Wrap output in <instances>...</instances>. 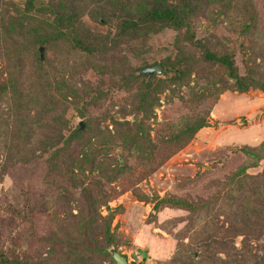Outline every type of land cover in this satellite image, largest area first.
Segmentation results:
<instances>
[{"label":"rangeland","instance_id":"1","mask_svg":"<svg viewBox=\"0 0 264 264\" xmlns=\"http://www.w3.org/2000/svg\"><path fill=\"white\" fill-rule=\"evenodd\" d=\"M25 2L0 0V19L7 16L5 21L10 20L8 24H12L15 17L19 19L20 16L29 31L28 37L33 38L38 36L36 31L43 32L53 24L52 17L49 12L26 11ZM245 3L255 5L253 9L258 18L255 29L244 28L242 24L240 15L244 14ZM2 5L7 9L5 16ZM36 6H41L40 2ZM220 10L214 5L194 19V38L207 37L226 50L233 49L242 71L245 61L251 64L252 51L244 50L249 48L248 38L251 37L255 45H261L259 50L263 51L260 55H264V0H238L233 7L229 6L223 12ZM84 21L91 28L97 27L87 16ZM7 30L10 35L14 31L9 27ZM182 30H179L180 40L176 39V30L170 27L122 43L121 54L124 53L129 66L140 70L164 59L169 63L176 56V42H188L182 37ZM63 39L66 40L67 36ZM41 46L43 59L40 60L39 54V60L44 64L48 60L52 67L43 70L46 72L43 78L52 98L60 101L59 109L67 119L62 128L65 135L72 128L76 129L81 121L93 125L91 134L102 132L109 136L105 130L108 128L115 135L113 119L132 124L142 116L136 112V101L128 97V90L112 85L108 76L94 64L73 75L69 67L76 64V60L72 55L65 65V54ZM41 46L36 45L33 50ZM261 57L256 58L257 65H263ZM171 67L168 75L164 73V67L161 74L154 72V80H168L173 72ZM228 79L224 71L214 76H198L193 72L187 83L168 84L167 81L163 87H157L155 96L158 101L152 106V116L150 114L145 121L149 125L146 129L148 137L140 138L146 140L144 146L150 143L154 149L144 153L140 147L144 153L138 152L141 159L135 150L125 153L121 146H117L109 151L107 160L103 159V164L109 166L105 173L97 155H94L93 165L85 162L79 166L74 162L69 164L68 170L59 171L51 161L53 150L49 149L8 165L0 175V249L15 252L19 260L28 258L48 264H77L74 262L77 256L82 257L86 251H91L94 256L101 255V262L105 264H113L112 258L101 252L103 247L107 251L112 244L131 264H168L184 249L190 250L195 257L198 250L194 251L196 239L193 235L201 228L203 234L211 230L212 220L227 224L223 213L217 218L205 215L204 206H210V201L216 205L227 193L231 194L229 185L232 177L237 178L238 172L240 175V172L253 174L264 170V92L258 88L238 91L232 88V80ZM99 82H102L99 90L106 95L99 97L98 103H87L95 95L87 85ZM132 88L135 86H130V92ZM200 93H203L201 97ZM125 100L128 101L127 107L122 108L120 104ZM55 116L59 117V114ZM176 127L186 129V133L181 145L169 148L165 141L173 138ZM112 139H104L99 145V157L104 158L101 148L110 144ZM90 141L93 143L94 140H84L82 144L89 145ZM80 146L79 141L72 142L68 153L81 158L77 154ZM96 147L93 144L85 150L87 155L92 153L88 158L95 153ZM250 148L262 155L257 164L252 163L250 153L255 151ZM117 157L126 170L112 176L110 170L115 167ZM147 157L152 160L146 163L143 159ZM100 181L102 189L114 196L104 203L92 202L90 211L108 230L109 240L113 242L108 245L97 241L102 238L95 237L98 230L90 224L85 226V221L90 223L91 219L86 211H82L79 202L81 197L94 200ZM172 199H184L186 204L174 205ZM190 203L194 207L201 205V212L190 208ZM107 230L105 235H108ZM242 237L244 233L234 236L237 246H240ZM263 237L264 233L258 239L247 237L253 250L264 240ZM214 250L215 246L210 245L207 251L222 255L221 251Z\"/></svg>","mask_w":264,"mask_h":264},{"label":"trees","instance_id":"2","mask_svg":"<svg viewBox=\"0 0 264 264\" xmlns=\"http://www.w3.org/2000/svg\"><path fill=\"white\" fill-rule=\"evenodd\" d=\"M39 2L41 6H36ZM237 2L238 0H26V11L49 12L53 22L43 32L37 33L35 30L38 36L33 38L28 37L29 31L23 25L24 22L20 16L17 17L19 19L15 17L12 24H8L10 20L5 21L7 9L2 5V13L5 17H3L4 21L0 19V157H2L0 158V175L16 160H26L37 152H45L49 149L53 150L51 161L59 171L68 170L69 164L74 162H77L79 166L85 162L93 165L94 155H97L96 159L103 164V159L107 160L109 151L117 146H121L125 153L135 150L134 152L141 159L139 153L144 154L154 149L150 143L144 146L146 140L143 141L140 138L148 137L146 129L149 125L145 124V121L150 118L152 106L158 101L155 96L156 88L163 87L167 81H169L168 84L187 83L193 72L198 76H214L224 71L232 80L233 89L242 91L247 88H258L264 92V63L263 65L255 63L257 57L264 58V55H260L263 51V49L259 50L261 45L258 43L255 45L252 43L253 39L248 38L249 48L245 47L244 50L252 51L249 58L251 64L245 61L244 69L240 71L233 49L226 50L217 41L213 42L207 37L194 38L193 35L194 19L204 14L206 10L216 5L223 12ZM12 6L17 9L15 4ZM253 6L255 8V5L250 3H245L243 6L244 14L240 16L244 28L255 29L257 26L258 18ZM85 16L96 23L97 27L87 26L84 21ZM18 24L20 25L17 26ZM7 26L11 30L14 29L11 35ZM170 27L176 30L177 40H180L179 30L183 28L181 35L188 42L185 44L176 42L177 50L174 59L169 63L165 59L159 63L164 67L166 75L173 66V72L168 80H154L157 72L142 71L152 65L140 70L127 64L124 53L121 54L122 43H129ZM65 36H67L66 40L63 39ZM254 37L256 38L257 35ZM36 45H45L46 48H52L55 53L59 50L60 53L65 54L67 57L65 65L68 64L72 55L76 60V64L69 67L73 75H76L78 70L83 71L88 65L94 64L108 76L112 85L122 86L128 90V97L136 101L134 103L137 107L136 112L142 113V116L132 124L113 119L112 127H114L115 135L108 128L105 130L109 136H105L102 132L91 134L93 125L83 121L78 123L76 129L72 128L65 135L62 128L66 125L67 119L62 116L59 109L60 101L52 98L43 78L46 75L43 70L47 66L52 67L48 60L47 64L39 60V49L33 50ZM263 58L261 57L262 62H264ZM51 72H53L52 69ZM161 82L163 83L160 84ZM101 83L87 85L89 91L95 92L94 97L91 96L87 103H98L99 97L106 95L99 90ZM131 85L135 88H132L130 92ZM199 95L201 97L203 93ZM126 100L120 104L122 108L127 107ZM56 113L59 117L55 116ZM199 120L201 121L202 118ZM185 133L186 129L176 127L173 138L165 143L169 148L173 146L177 148L182 144L181 139ZM90 139L94 140L93 143L90 141L89 145L82 144L84 140L89 142ZM104 139L112 140L110 144L107 143L101 148L104 156L101 158L98 154L99 145L104 142ZM76 141L81 143L77 152L81 158L68 153L69 146ZM93 144L97 146L94 149L95 153L88 158L92 153L87 155L85 150ZM140 147H143L144 153L140 151ZM254 149L250 148L252 151H255ZM250 156L252 163L257 164L262 155H258L255 151L251 152ZM143 160L147 163L152 159L147 157ZM102 168L101 170L105 173V168L108 169L109 166L103 164ZM111 170L112 176H115L124 172L126 166L117 157L115 167ZM97 185V189L95 187L97 195L94 200L88 201L85 197H81L82 200L79 199V202L82 211H86L87 217L91 219H88L90 223L85 221V226L90 224V227L98 230L95 237L102 238L97 241L108 245L113 243L109 240L108 230L103 227V222L96 218L94 213L91 214L90 207L95 203H104L114 195L102 189L101 181ZM229 186H231V194L225 191L224 193L227 194L224 199L216 205L215 202L210 201L208 202L210 206L205 205L203 208L206 210L205 215L214 216V218L223 213L227 224L224 225L223 221L219 224L217 220H212L211 230L203 234L201 228L197 234L193 235V239H196L194 251L198 250L195 257L190 250L184 249L181 255L174 256L172 262L168 264H264V240L253 250V245L247 239V237L258 239L264 233V170L253 174L240 172L239 175L238 172L237 178L232 177ZM91 191L93 189H90ZM171 202L174 205L180 203L185 206L186 204L184 199H172ZM189 207L199 213L202 210L201 205L194 207L190 203ZM105 230L108 235H105ZM238 233H244L240 246L234 242V236ZM210 245H214V251H221L222 255L208 252ZM101 252L111 258L105 247ZM101 260V255L94 256L91 251H86L82 257L77 256L74 262L95 264L100 263ZM0 264L48 263L30 261L28 258L19 260L15 252L0 249Z\"/></svg>","mask_w":264,"mask_h":264},{"label":"water","instance_id":"3","mask_svg":"<svg viewBox=\"0 0 264 264\" xmlns=\"http://www.w3.org/2000/svg\"><path fill=\"white\" fill-rule=\"evenodd\" d=\"M39 54H40V60H42L43 59L42 46L39 48ZM142 71L149 73L157 72L158 74H161L163 72V66L161 64H155L143 69ZM107 251L109 252L113 260V264H131L130 261L127 259L126 255L122 252H119V250H117L113 244L108 248ZM95 264H105V263L100 262Z\"/></svg>","mask_w":264,"mask_h":264},{"label":"flooded vegetation","instance_id":"4","mask_svg":"<svg viewBox=\"0 0 264 264\" xmlns=\"http://www.w3.org/2000/svg\"><path fill=\"white\" fill-rule=\"evenodd\" d=\"M131 263V262H130Z\"/></svg>","mask_w":264,"mask_h":264}]
</instances>
